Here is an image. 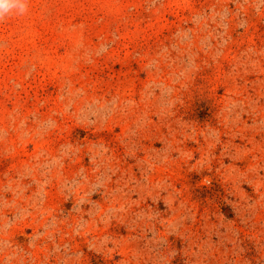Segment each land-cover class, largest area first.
<instances>
[{"label":"rangeland","instance_id":"1","mask_svg":"<svg viewBox=\"0 0 264 264\" xmlns=\"http://www.w3.org/2000/svg\"><path fill=\"white\" fill-rule=\"evenodd\" d=\"M0 21V264H264V0H26Z\"/></svg>","mask_w":264,"mask_h":264},{"label":"clouds","instance_id":"2","mask_svg":"<svg viewBox=\"0 0 264 264\" xmlns=\"http://www.w3.org/2000/svg\"><path fill=\"white\" fill-rule=\"evenodd\" d=\"M26 10V0H0V21L10 13L24 14Z\"/></svg>","mask_w":264,"mask_h":264}]
</instances>
